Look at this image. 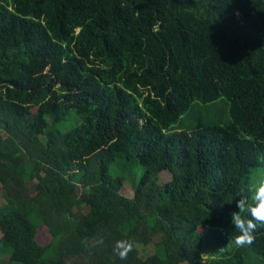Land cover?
I'll list each match as a JSON object with an SVG mask.
<instances>
[{"label":"trees","instance_id":"16d2710c","mask_svg":"<svg viewBox=\"0 0 264 264\" xmlns=\"http://www.w3.org/2000/svg\"><path fill=\"white\" fill-rule=\"evenodd\" d=\"M261 177L264 0H0V264H264Z\"/></svg>","mask_w":264,"mask_h":264},{"label":"clouds","instance_id":"9594fccd","mask_svg":"<svg viewBox=\"0 0 264 264\" xmlns=\"http://www.w3.org/2000/svg\"><path fill=\"white\" fill-rule=\"evenodd\" d=\"M235 207L237 210L230 214V224L239 230L235 244L238 247L251 245L258 228L264 227V177L253 184L251 199L241 195L235 200ZM97 243L102 244L103 241ZM133 247L130 240H118L113 246V253L120 260H126Z\"/></svg>","mask_w":264,"mask_h":264},{"label":"rangeland","instance_id":"374dc122","mask_svg":"<svg viewBox=\"0 0 264 264\" xmlns=\"http://www.w3.org/2000/svg\"><path fill=\"white\" fill-rule=\"evenodd\" d=\"M220 107L223 108V106L220 104ZM200 111H198V116L200 115ZM205 114V113H203ZM66 125V128H69L70 126H72V123L69 122L68 123H58L57 126H64ZM176 126L178 127L179 124H176ZM133 166H131L132 168H135L136 169V172L138 174H140V172L143 170V167L141 164H138L136 165L134 162L132 164ZM171 178V173L169 171H163L161 174H160V180L161 181H166L168 179ZM121 193L126 195V196H130L132 197L134 195V190H133V187H132V183L131 182H128L126 181L123 185V187L121 188ZM5 202V199H4V191L3 189L0 187V206ZM3 235L1 229H0V238L1 236ZM52 238H53V235L50 231V229L48 228L47 225H43L41 224L39 227H38V231H37V239L38 241L42 244V245H49L52 241ZM52 248V247H51ZM52 250V249H50ZM2 251H4V247H3V244L2 242H0V260L1 258H4L3 256V253ZM205 257H208V253L205 254ZM5 259V258H4ZM3 263H6L5 261Z\"/></svg>","mask_w":264,"mask_h":264}]
</instances>
